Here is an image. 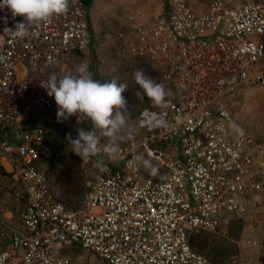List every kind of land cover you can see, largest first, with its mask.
Returning <instances> with one entry per match:
<instances>
[{
    "label": "built area",
    "instance_id": "2783aa9c",
    "mask_svg": "<svg viewBox=\"0 0 264 264\" xmlns=\"http://www.w3.org/2000/svg\"><path fill=\"white\" fill-rule=\"evenodd\" d=\"M143 3L148 10L126 14L115 34L164 85L165 104L147 97L113 156H78L75 204L51 188L45 163L59 167L64 157L46 133L76 135L91 121L58 117L46 84L88 54V5L70 0L65 14L33 25L23 39L4 31L23 16L0 7V128H7L0 171L22 198L18 222L0 215V264H73L72 245L106 264H220L192 250L186 233H220L234 219L247 221L245 244L256 250L254 264H264V139L224 103L258 87L264 124V0ZM108 141L101 136V148ZM137 154L152 161L155 175L135 166Z\"/></svg>",
    "mask_w": 264,
    "mask_h": 264
},
{
    "label": "rangeland",
    "instance_id": "374dc122",
    "mask_svg": "<svg viewBox=\"0 0 264 264\" xmlns=\"http://www.w3.org/2000/svg\"><path fill=\"white\" fill-rule=\"evenodd\" d=\"M97 22L93 20L90 26L92 27L91 57L85 61L76 58L75 62L76 65L79 62H88L89 70L91 69V73L95 74L94 79L101 80V82L114 80L117 84L127 85V90L122 94L127 100V128L115 138V140H124L134 130L138 110L147 104V96L136 84L133 72L141 69L147 76H151L146 66L125 54L121 47L119 48L120 41L117 40L115 32L123 27L121 21L108 20L106 25L101 27L102 29H100L101 24ZM260 64L264 67V57ZM261 100L258 87L245 86L226 97L224 103L237 120L252 133L264 139ZM91 127L90 123V129ZM96 131L100 134V130ZM50 132L46 133L48 139L57 142L56 148L60 149L64 159L59 167L49 164L51 162L45 163V169L49 171V183L54 186L55 190H53L57 192L59 199L68 204H75L81 191L80 159L72 152L71 145L66 139L68 135ZM2 136L7 137L6 127L0 128V137ZM8 180V184L12 183L9 177ZM7 207L12 211V217L17 218L22 207V198L17 194L15 185H7V175L0 171V215L6 218ZM246 230L247 221L234 219L231 225L220 233L188 229L187 242L192 250L220 264H254L256 250L245 244ZM66 251L73 264H106L88 252L74 248L73 245L66 248Z\"/></svg>",
    "mask_w": 264,
    "mask_h": 264
},
{
    "label": "clouds",
    "instance_id": "9594fccd",
    "mask_svg": "<svg viewBox=\"0 0 264 264\" xmlns=\"http://www.w3.org/2000/svg\"><path fill=\"white\" fill-rule=\"evenodd\" d=\"M69 5L70 0H0V7L6 6L13 18L17 15L23 16L22 21L17 22L13 28H5L4 31L10 33L14 39H23L33 25L47 21L54 15L65 14ZM133 78L153 104H165L167 93L162 83L155 82L141 69L134 70ZM46 89L58 106V117L67 120L71 116H77L78 122L91 121L90 130L78 128L75 137H66L73 153L88 160L100 156L101 153L111 157L118 152L115 138L127 128L128 121L127 100L122 95L127 90L126 84L94 79L89 65L80 62L74 70L67 71L62 76L51 73ZM101 136L109 138L103 148L100 146ZM133 162L137 168L143 166L152 175L157 173L156 166L143 155H135ZM96 166L103 167V161H98Z\"/></svg>",
    "mask_w": 264,
    "mask_h": 264
},
{
    "label": "crops",
    "instance_id": "0c3cea01",
    "mask_svg": "<svg viewBox=\"0 0 264 264\" xmlns=\"http://www.w3.org/2000/svg\"><path fill=\"white\" fill-rule=\"evenodd\" d=\"M86 4L88 5L90 26L92 25L93 20L95 22L99 21L97 23L101 24L100 29H102L101 27L103 25H106V21H108V20H119L124 25L125 23H127L126 14L133 12V10L135 8L142 7L146 11L148 10L146 8V5L143 3V0H86ZM105 30H107V29H105ZM91 32H92V27H91ZM91 55H92V52H91V48H90L87 55L78 54V58L85 61V60L89 59L91 57ZM86 63H88V62H86ZM89 71L91 72V69ZM92 75H93V77L95 76V74H92ZM48 130H49V128H48ZM48 130H47V132H50ZM56 133L63 134V135H73V134H70L68 132H64L61 130H59ZM62 163L63 162H60V164H62ZM8 181L9 180H8V176H7V185H9V184L14 185V182L12 180H11L12 183H9V184H8ZM51 188L53 190L54 186L52 185ZM54 190H53V192L55 193V196L57 197V199L61 200L58 198V194ZM18 221H19V216L17 218L12 217V211L7 207V222H18Z\"/></svg>",
    "mask_w": 264,
    "mask_h": 264
}]
</instances>
